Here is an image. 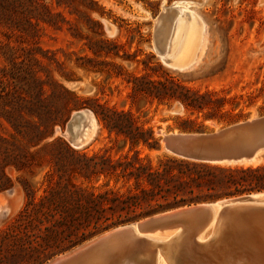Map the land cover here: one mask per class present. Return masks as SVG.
Returning <instances> with one entry per match:
<instances>
[{
	"label": "trees",
	"instance_id": "16d2710c",
	"mask_svg": "<svg viewBox=\"0 0 264 264\" xmlns=\"http://www.w3.org/2000/svg\"><path fill=\"white\" fill-rule=\"evenodd\" d=\"M63 9L78 18H68ZM94 11L102 14L95 0H0V25L38 40L43 24L54 30L68 24L71 35L81 38L74 27L79 20L97 36L87 44L95 56L118 55L117 44L103 37L102 23L91 16ZM6 58L11 68L9 72L0 68L8 80L0 90V117L13 133L0 132V192L15 186L11 168L34 175L48 166L49 183L37 195L31 180L20 177L26 202L0 230V264H43L113 226L183 205L264 190V163L226 166L169 154L142 157L143 149L162 148L153 127L140 124L129 111L98 102L92 110L104 128L123 141L120 151L128 146L127 152L88 153L60 136L50 139L55 126L63 125L78 106L79 96L51 75L46 80L39 77L32 63L38 62L36 58L18 60L15 53ZM128 82L135 93L159 102L179 101L188 111L175 117L174 128L180 131L206 132L207 121L222 125L240 121L235 111H242L243 95L201 92L171 77L132 75ZM99 181V186L86 184Z\"/></svg>",
	"mask_w": 264,
	"mask_h": 264
},
{
	"label": "rangeland",
	"instance_id": "374dc122",
	"mask_svg": "<svg viewBox=\"0 0 264 264\" xmlns=\"http://www.w3.org/2000/svg\"><path fill=\"white\" fill-rule=\"evenodd\" d=\"M95 1L101 6L102 14L94 11L91 12V16L102 23L103 37L117 44L118 55L95 56L87 44L97 36L79 20H75L74 27L81 31L83 35L81 38L71 35L68 24L62 30H54L43 24L38 40L23 38L0 25V68L5 67L7 72L10 71L11 63L6 56L11 53H15V56L19 57L18 60L36 58L38 62L32 60V63L39 77L46 80L47 75H51L80 98L78 106L71 111L64 124L55 126L50 139L60 136L68 142L62 131L66 129L71 116L77 111L90 109L95 115L96 129L91 140L79 149H84L88 153L108 149L113 156L127 152L128 146L120 151L123 141L115 134H110L92 110L91 106L98 102L129 111L140 124L153 127L162 148L152 151L143 149L142 157L148 155L156 159L158 155H173L164 147L162 138L170 131L179 130L174 128L175 117L187 114L188 111L177 100L159 102L147 95L135 93L132 84L128 82L132 75H146L161 80L171 77L201 92L214 91L228 97L243 95L242 111H235L236 116L240 117L239 122L264 115V0ZM175 2H179L177 8L183 9V27L177 33L171 50L163 56L156 48L157 18L164 8ZM63 11L68 18H78L77 15H70L66 9ZM164 34L162 37L165 41L167 33ZM0 81L1 90L8 81L2 73ZM207 124L209 125L207 132L231 125L212 121H207ZM0 132L7 136L13 133L10 125L1 117ZM48 170L49 167L44 166L36 169L34 175H30L28 172L8 169L14 178L15 186L0 192V230L7 227L25 205L26 194L20 177L25 176L31 180L38 189L37 195H40L48 187V178L45 176ZM101 182L86 184L99 186ZM238 236H235L238 242L229 247L230 251H235L236 246L240 245L239 242L243 241V235ZM147 239L152 242L151 248L155 251L156 248L159 249L160 253L158 255L153 251L145 256L143 250L139 254L135 251L137 253L135 255H140L139 259H150L152 264L177 263L175 259L181 246L176 248L178 246L176 239L171 238L167 242H153ZM214 240L215 237L210 238L207 243H213ZM135 241L137 242L136 239ZM197 242L206 244L204 240ZM205 248H209V245H203L202 249ZM237 251L235 255L232 252H225L230 263L234 264L236 257H241V264H251L248 256L241 254L243 249ZM121 252L119 251L118 258L122 257L123 260ZM201 253L205 258L195 257L201 259L200 264H220L219 252ZM120 259H117V264L120 263ZM254 259L258 260V257L254 255ZM185 262L186 260H182L181 264H186Z\"/></svg>",
	"mask_w": 264,
	"mask_h": 264
},
{
	"label": "water",
	"instance_id": "95a60500",
	"mask_svg": "<svg viewBox=\"0 0 264 264\" xmlns=\"http://www.w3.org/2000/svg\"><path fill=\"white\" fill-rule=\"evenodd\" d=\"M165 14L161 13L159 15V21ZM158 27L159 24H156V29ZM155 41L157 48V34L155 35ZM81 111H77L71 116L66 129L62 131L65 137L69 134V139L66 138L75 148H82L83 146L77 144L73 139L71 123L74 118L81 115ZM162 140L165 148L180 158L213 164L251 165L255 162L264 161V115L208 132L174 130L164 135ZM260 193L264 194V190L242 196L183 205L136 221L122 223L94 235L67 251L57 254L45 264H65L111 238L121 237L130 233L135 225L139 229H144L161 221H201V219L209 218L213 214L215 209L213 205L216 203L222 205L221 213L229 211L239 204L251 203L248 207L238 211L235 216L234 219L237 221L235 231H237L236 234L238 235H247L250 238H255L260 247L264 248V206L252 204L261 200V197H255L256 194ZM143 240L149 241L146 237H143ZM253 243L250 242V244Z\"/></svg>",
	"mask_w": 264,
	"mask_h": 264
},
{
	"label": "bare ground",
	"instance_id": "6f19581e",
	"mask_svg": "<svg viewBox=\"0 0 264 264\" xmlns=\"http://www.w3.org/2000/svg\"><path fill=\"white\" fill-rule=\"evenodd\" d=\"M178 4L179 2H175L169 7L164 8L161 13H166L165 16L160 21L159 17L157 18L159 24L157 29V52L163 56H165L171 50L173 41H175V37H177V33L183 27L182 23L184 22V13L183 9L177 8ZM164 33H167L165 41L162 37ZM81 112L82 113L80 116L72 120L71 130L73 133L72 137L75 142H77V144L80 146H84L91 140V137L95 132L96 119L94 113L90 109H84ZM66 137L69 139V134H67ZM261 162H255L251 165H257ZM244 165L247 166L249 164ZM255 197H261V200L252 204L264 206V194H256ZM249 205H251V203L243 205L239 204L235 206V208L221 213L222 205L216 203L213 205L215 206L213 214L209 218L201 219V221L198 222H194L192 220L161 221L158 224L149 225L144 229H139L138 226L135 225L133 227L134 229H132L130 233L121 237L111 238L108 241L93 247L89 252L83 253L76 259L66 262L65 264H117V259H120L118 258L119 251H122L121 256H123V260H121V257L119 264H152L150 259L141 260L139 259L140 255H135L137 254L135 251L141 252L143 250V253L146 254L145 256L155 251L151 248L152 242L143 240V237H147L150 240H153V242H167L171 238L176 239V243L178 245L176 248L181 246V249H179L177 252V259H175L177 263L175 264H181L182 260H186V264H193V261H195V264H200L199 260L201 259L198 260L195 259V257L200 256L205 258L203 253H201L204 251L209 254L219 252L220 264H232L230 263V259H228L227 255H225V252H232L235 255V251L239 249L244 250L241 254L247 255L248 259L251 261V264H264V248L260 247L255 238L250 240L249 236L243 235V241L239 242L240 245L236 246L235 251H230L229 248L230 246L233 247L232 245H234L235 242H238L236 239L237 237L235 238V236L238 235L236 234L237 231H235V228H237V221H235L234 218L238 214V211L248 207ZM185 233L186 235L183 236ZM182 236L183 238L178 240ZM214 237L215 240L213 243H207L210 238L212 239ZM196 239L201 240V242L204 240L206 244H200ZM250 242L254 243L250 244ZM203 245H209V248L202 249ZM211 250H213V252ZM155 252H157L156 254L160 253L159 249L157 250V248ZM254 255L258 257V260L254 259ZM236 258L237 259L234 261V264H241V257Z\"/></svg>",
	"mask_w": 264,
	"mask_h": 264
}]
</instances>
